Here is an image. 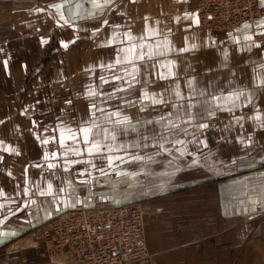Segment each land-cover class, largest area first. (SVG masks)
I'll list each match as a JSON object with an SVG mask.
<instances>
[{"label": "crops", "instance_id": "0c3cea01", "mask_svg": "<svg viewBox=\"0 0 264 264\" xmlns=\"http://www.w3.org/2000/svg\"><path fill=\"white\" fill-rule=\"evenodd\" d=\"M56 5L62 7L58 9ZM94 17L99 18V28L90 36L97 40L86 52L84 62L82 56L73 57L65 62L64 72L74 86H90L99 72V82L92 88L97 95L89 97L75 92L77 101L73 103L69 99L71 103H68L62 99L63 104L51 98L36 100L37 105L42 106L39 107L41 113L32 115L31 125L42 132L31 134L23 125L24 113L19 105L26 82L32 81L35 71L44 62L47 64L39 74L41 84L49 85L62 76L55 68L51 69L56 58L47 55L44 41L47 33H40L41 24L47 21L48 26L52 24L56 29V22L67 27V20L72 27V21L78 20L80 27H75L78 32L75 38L81 39L84 37L80 33L88 32L81 21ZM197 18L190 0H110L102 8L94 6L90 0H0V137L5 142L0 144V153L9 160L7 166H0V177L10 179L9 182L3 180V184L23 182L18 193L0 189V239L12 240L0 249V264H62L49 257L43 243L34 245L19 239L33 237L38 225L51 215L93 196L91 189L80 194L77 187H87L95 178H105L106 172L89 174L92 169L87 163H92L94 158L103 159L100 170V166L109 167L104 164L109 163L108 157L115 160L112 173L123 168L122 173H128L124 177L134 173V165L147 167L148 164L150 169H157L137 183L148 190L152 183L168 180L206 185L194 193L181 191L145 201L150 257L128 264H264V213L255 214L254 224L236 225L242 214L232 212L231 187L226 188V182L231 180L224 183L222 195L219 187L215 190L216 183L208 179V173L204 177L200 175L201 169L211 165L213 156L222 151V160L227 162L224 164L226 174L241 163L239 182L244 183L246 179L248 183L242 190L252 196L244 201L253 199L258 203L255 207L261 206L264 210V128L259 127L255 119L259 116L264 120V84L261 83L264 81V43L255 40L253 36L257 31L253 28L235 33L215 32L202 28L200 21L196 23ZM21 19L29 30L19 29ZM59 32V43L66 49L63 44L69 45L72 39L68 40L64 31ZM129 35L136 39L129 40ZM246 36L252 39L246 40ZM257 44L260 46L256 47ZM133 46L138 53H143V59L116 63L124 55L119 50ZM201 51L207 52L208 58H200ZM247 68L250 72H244ZM134 70H138L135 80L130 75ZM62 74L64 76L63 71ZM162 74L166 78H162ZM29 86L32 93L36 88H47L32 82ZM47 90L40 92L42 95L35 92V99L46 97L43 95L49 94ZM145 91L149 97L164 102L145 100ZM235 92L244 95L233 106L225 98ZM92 104L97 108L90 111ZM224 108H232V111ZM209 109L217 115V120L208 121L209 128L204 129L207 132L200 137L195 125L209 120ZM106 113H119V116ZM186 113L192 114L190 125L184 123L189 118ZM238 117L243 119L237 122ZM93 120L97 125L93 132L104 144L101 153L89 155L81 142L79 148L84 155L68 157L79 163H65L63 156L61 162L45 160V154L51 156L59 152L50 145L52 135L59 137L63 128L90 127ZM173 122L179 123L180 129L172 128ZM50 125L54 126L52 130ZM184 128L189 133L196 132L200 139L206 138L208 147L191 143L193 137L181 131ZM165 135L173 141L165 142L167 151L154 147ZM30 136L34 139L26 144L25 137ZM44 139H49V143L43 144ZM175 140H184L185 144L176 145ZM26 147L29 154L35 156V161L27 164L24 163ZM177 149H186L185 154L181 155ZM61 150L62 154L65 150ZM236 150L241 154L239 161L233 160ZM137 156H151L152 160L138 161L134 159ZM119 157L123 160L117 159ZM197 158L200 163L193 164ZM57 162L59 169L47 167ZM37 164L41 166H35ZM33 170L38 174L35 179L31 176ZM81 172L84 175H80ZM82 176H86L87 183H81ZM49 184L52 185L51 195L48 194ZM101 197L109 202L114 200L106 194H99ZM19 217L25 218L18 224L14 220ZM19 242L23 244L22 249L17 246L16 251H11L10 247Z\"/></svg>", "mask_w": 264, "mask_h": 264}, {"label": "rangeland", "instance_id": "374dc122", "mask_svg": "<svg viewBox=\"0 0 264 264\" xmlns=\"http://www.w3.org/2000/svg\"><path fill=\"white\" fill-rule=\"evenodd\" d=\"M190 2H191V0H190ZM259 3H260V1H259ZM191 7H192V4H191ZM119 10H120V8H119ZM192 10H193V8H192ZM193 12L195 13L194 10H193ZM197 17H198V15H197ZM81 22H83L82 24H86V27L88 28V32H81L80 33V35H82L84 37L81 39L75 38L76 33H78V32H76L77 28H75V27H78V28L80 27V23L78 20L72 21V25H73L72 27L70 26L71 23L70 24L67 23V25H66L67 27H65L64 25L60 26V24L58 22H56L55 23L56 29H54L52 24H49V26H48L47 21L42 23L40 26V29H41L40 33H47V34H45V38H44V41L46 43L45 47L47 50V55L48 56L53 55L56 58L55 66L51 67V69L55 68V71H59V73L62 76L57 77L55 79V82L52 81L49 85L41 84L42 82H39V79L42 78V76H39V74H41L44 70V68H42V66L47 64L46 62H44V63H41V65H40L41 68L38 69V71L37 70L35 71L36 75H33L32 79H30L32 81L26 82L25 88H24V93L20 94L21 97L19 100L20 101L19 105H20L21 110H23L21 112L24 113L23 125L25 126L26 130L31 132V134L42 132L41 129L36 130L31 125L32 115L37 116V114L41 113V111L39 110V107H42V106L41 105L38 106L36 100H39L40 98H49V99L51 98V99H55L57 103L61 100L62 101L61 103L63 104L62 99H64L65 101H68L69 99H71V101H73V103H75V101H77V99H78L77 93H75V92L82 93V95L85 96L86 94H88L89 88L90 87L94 88L93 86L99 82V72H98L95 74V77H96L95 80H92L93 81V83L91 84L92 86L91 85L89 86L88 84H83V85L75 84V86H74V84H71V82L69 81V78H67V75L64 72L66 70L65 68H67L65 62L72 60L73 57L78 58V57L82 56V60L84 62V56H85L86 52L90 49V47L92 46L94 41L97 40V38L95 39L93 36H90V33L93 31H98V30H96V28H99V18L96 19V17H94V18L88 19L87 21L82 20ZM259 24L251 25V28H253V30H255L257 32L259 30H264V28L261 29L258 27ZM200 26L202 27L203 25L200 24ZM244 26H242V27H244ZM242 27H240V28H242ZM204 28L208 29L206 27H204ZM19 29L24 30V31L29 30L28 27L22 22V19H21V23L19 25ZM35 29H36V27L33 28L32 30H35ZM208 30L213 31L211 29H208ZM59 31H64V35L66 37H68V40L72 39V41H74V43H72V41H71L66 49H63V47L59 43L60 40L58 37L61 35ZM237 31H235V32H237ZM215 32H220V31H215ZM235 32H232V33H235ZM257 32H255V35L253 36L256 41H257L256 36L260 35ZM259 42L264 43L263 41H259ZM94 51L97 52V50H94ZM203 56H206V58H208L207 52L201 51V53H199L200 58H205ZM209 57H210V59L212 58L211 55ZM62 71H63L65 77L63 76ZM244 72H250V71H248V68H247L244 70ZM37 76H38V78H37ZM33 78H36V79H33ZM78 80H79V78L76 79L77 83H78ZM31 82L33 85L46 86L47 88H42V87L36 88V89L34 88L35 90H33V93L29 92V87H30L29 85L31 84ZM44 89L45 90L48 89L47 91H49V94L43 95L46 97L39 96L38 99L37 98L35 99V97H34L35 92L39 91L38 94H40V92L45 93ZM32 94H33V96H32ZM40 95H42V94H40ZM75 97H77V99ZM27 100L28 101L34 100V102H32V103L27 102ZM9 106H11V105H9ZM216 117H217V115L215 116L214 114L209 116L208 117L209 120H207V123L209 124V122H214V119L217 120ZM57 121L58 120H56L55 122H52V123H56ZM50 127H51V130H52V128H54L53 125L52 126L50 125ZM206 132H207V130H204V133H206ZM53 137H56V136L52 135L51 138H53ZM5 138H7V137H5ZM8 139H9V137H8ZM33 139H34V136L25 137V143L27 144L28 141L30 142ZM0 141L3 142V137H0ZM4 143L5 142H3L2 144H4ZM50 145L54 151L58 150V149L59 150L62 149L59 147L58 142L52 141V143ZM220 147L222 148V143H220ZM29 152L30 151L26 147L25 156H24V163H26V164L31 162V161H35L34 160L35 156L33 157V153L29 154ZM234 154H235V156H234L233 160L239 161V159L241 158L240 152H238V150H236V152ZM0 157H3V160L0 161V166H7L9 164V160H7L4 157L3 153H0ZM219 159L221 161H219ZM222 159H223V152L220 151V153L215 154V156H213L214 161L212 162L211 165H206L205 167H203V169H201L202 171H201L200 175L202 177H204V176H206V173H208L209 174V176H207V177H209L208 179L215 181V183H216L215 184V190H216V187L217 188L219 187L218 191L222 195H224V192H225L224 191L225 187L223 186L224 183L227 180H231L230 182L229 181L226 182L227 183L226 188H228V186L231 187V190L229 192L233 196L232 212H233V214H237V212L242 214L241 215L242 217H240V218L236 217L237 218V221L235 222V223H237L236 225L256 223L255 214H262V213H264V210H263V207H261V206L255 207L258 205V203L253 201V199L249 200V201H244V199H246L247 197L252 198V196L249 193H244L245 191L242 190L243 187L246 185V183H248L246 181V179H244V181H245L244 183L239 182L240 176H241L240 175L241 163L240 164L238 163V167L235 170H233V172H229L226 174L224 164H226L227 162H225L226 160H222ZM102 160L103 159L99 160V158L98 159L94 158V161L92 163H90V162L87 163V166H88V168L92 169V171L89 172V174L95 175V174L100 173L102 171V172L107 173L104 175L106 177L102 178V179H98V178L93 179L94 183L93 184L92 183L87 184V187H85L84 185L77 187L78 192L80 194L83 193V191H88L91 189L94 192V194H93L94 198H99V194H103V195L106 194L109 197L114 198V200H110L111 203L126 204V203L139 202L142 205H144L145 201L149 200V199L151 201V200H154L155 198H158V197H161L164 195L175 194V192H181V191H185V192L190 191V192L194 193V192H197V190L206 186V185H199V184H197V185H195V184H183L181 182L177 183L174 180H173V182H170L168 180L167 183H157L156 185H155V183H152L151 190H148L149 188L147 189V187H146V189H145L142 185L137 184L138 182L143 181V179H145L148 174L150 175V173L153 172L154 169H150L148 167V164H147V167H144V166L139 167V166L134 165L133 166L134 173H132L129 177H124L125 175H128V173L126 171V173L124 172L123 176H121L123 168L116 169V172H114V173H112L113 167L110 168V167L100 166L101 169L99 170V164H103ZM104 164L106 166L109 165L108 162L107 163L105 162ZM56 165L60 166L59 162H57ZM93 165H95V167H93ZM129 165H132V164H129ZM57 168L59 169V167H57ZM156 170L157 169H155L154 171H156ZM33 172H34V170L32 171L31 176H32V179L33 178L35 179L38 174L36 172H34V173ZM85 178H86V176H82V180L85 181L86 180ZM245 178H246V176H245ZM155 179H157V177ZM252 179H254V177ZM3 180H6L7 182L10 181V179H4L1 176L0 177V189L1 190L8 189V191H11V192L17 191V193H18V191L21 188V185L23 184L22 181L19 182L18 184H16V183L3 184L4 183ZM251 187H252V185H250V188ZM139 188H144V190L138 191ZM140 192H144V193H140ZM241 195H243V198H240ZM101 198H103V197H101ZM122 201H124V203H121ZM128 201H131V202H128ZM217 201L218 200H216V203L218 204ZM226 202H229V201H226ZM243 202H246L247 206ZM249 208L251 209L250 212H248L250 210ZM24 218L25 217H19L18 219H15L14 221L19 224V223H22V220ZM23 238H21L19 240L22 242H25V243L26 242L32 243L31 239L33 237L25 236ZM29 240H31V241H29ZM146 241H147V239H146ZM22 242H19L17 244V246L20 247L21 245H23ZM147 245H148V243H147ZM21 249L22 248L20 247V250Z\"/></svg>", "mask_w": 264, "mask_h": 264}, {"label": "built area", "instance_id": "2783aa9c", "mask_svg": "<svg viewBox=\"0 0 264 264\" xmlns=\"http://www.w3.org/2000/svg\"><path fill=\"white\" fill-rule=\"evenodd\" d=\"M191 4L200 23L213 31L232 33L264 20L259 0H191ZM256 39L264 42V34ZM32 242L43 243L49 257L62 264H128L150 257L143 205L93 196L44 223Z\"/></svg>", "mask_w": 264, "mask_h": 264}, {"label": "snow or ice", "instance_id": "6c2138e0", "mask_svg": "<svg viewBox=\"0 0 264 264\" xmlns=\"http://www.w3.org/2000/svg\"><path fill=\"white\" fill-rule=\"evenodd\" d=\"M90 2L94 6H96L98 8H102L105 5H108L110 3V0H90ZM111 2H115V0H111ZM132 2H135V0H132ZM260 3H261V6H264V0H260ZM56 7L59 9V8L62 7V5H56ZM65 23L67 24V20H65ZM104 23L107 24V20H105ZM196 23L197 24L199 23L198 18L196 20ZM259 26L264 27V21L260 22ZM245 27H250V26L246 25ZM261 34H264V33H261ZM135 39H136L135 37H132V36L129 35V40H135ZM245 39L249 40V39H252V37L246 36ZM72 43H74V41H72ZM63 46L65 48H67L68 44L65 43V44H63ZM255 46L259 47L260 45L257 44ZM250 47H251V45L249 46V48ZM119 51L124 53V55L120 59H118L116 61V63H121V60H123L126 63H134L138 59H143V53L142 52L138 53L135 46H133L130 49H120ZM108 67L111 68L112 65H108ZM135 71H138V70H134V73L130 74V75H132V79L133 80H135ZM171 74H172L171 70L169 69V75H171ZM162 78H166V77H164L163 74H162ZM101 79L104 80L105 83L108 82L104 77H101ZM116 79H119V77H116ZM261 83L264 84V81H261ZM130 86H131V83H130ZM96 95H97L96 91L90 87L89 91H88V96L89 97H94ZM242 95H244L243 92H235V93L230 94L225 99L229 103H233V106H235L234 102L236 100H239V98ZM144 99L145 100L151 99L152 103H162V102H164L162 99L161 100H157L155 97H149V94L147 93V91L144 92ZM217 99H219V98H217ZM68 103H71V101H68ZM217 106L220 107V105H217ZM191 107H192V105H189V108H191ZM96 108H97V106L95 104H92L91 108H90V111H92V110H94ZM223 110H227V111L231 112L232 108H224ZM100 111H103V110L100 109ZM106 114L108 116H113V115L119 116V113H106ZM213 114H214V112L212 110H209L208 115L211 116ZM186 115H188L189 118L187 120H185L184 123L190 125L192 123V114L191 113H186ZM126 119L127 118H125V120ZM242 119H243V117H238L237 118V122H239ZM255 119L258 121L259 127L264 128V120H261V117H259V116L255 117ZM118 122L122 123L123 121H118ZM0 123H2V121H0ZM96 126L97 125L95 124V121L93 120L92 126H90V127H79L78 129H72V128L69 127V128L61 129L58 139L56 137H53L51 139H52L53 142H58L60 148H63L65 151L62 154L61 153H57V152H53L51 156H48L47 154H45V157H44L45 160L60 159L61 155H62L64 157L65 163H68V164L79 163L80 161H71V160L68 159V157L70 155H75V156L84 155V151H82L79 148V144L81 142L86 146L85 150L87 151V153L89 155H94V154L101 153L103 151L104 144L102 143V141L100 139L96 138L97 134L93 132V128L96 127ZM195 127H196V131L199 132L200 137H203L204 136V131L203 130L204 129H208L209 128V124L207 122L197 123L195 125ZM172 128L180 129V124L176 123V122H173L172 123ZM181 131H183L184 133H186L188 135H191L193 137V139L190 141L191 143L198 144V145H203V147H205V148L208 147L207 142H206V138L205 139H200V137H198L196 135V132L189 133L187 128L181 129ZM37 139H40V137L37 136ZM113 139H115L114 135H113ZM165 142L172 143L173 141H172V139L169 136L165 135V136H162L161 138H159L157 140V144L153 145V146L154 147H159L160 149H164ZM2 143L3 142L0 141V144H2ZM42 143L43 144H48L49 143V139H44L42 141ZM174 144L183 145V144H185V141L184 140H175ZM5 150H7L9 152L15 151L14 149H5ZM164 150L167 151V149H164ZM177 151H180V154L184 155L186 149H177ZM158 154L159 153H157V155ZM188 154L191 155V153H188ZM207 158L208 157H205V159H207ZM117 159L123 160L122 157H119ZM134 159H136L138 161H142V160H145V159H147L148 161H151L152 157L149 156V157L145 158V157L137 156V157H134ZM2 160H3V157H0V161H2ZM108 160H109V165L108 166L111 168L113 166V164L115 163V160L112 157H108ZM199 163H200V161H199L198 158L193 160V164H199ZM35 166L40 167L41 165L37 164ZM47 167L51 169V168L59 167V165H54V164L50 163V164L47 165ZM93 167H95V165H93ZM64 170L65 171H69L68 168H65ZM105 174H107V173H105ZM121 174L123 175L124 173H121ZM80 175H84V173L81 172ZM81 183H87V181H81ZM51 189H52V185L49 184L48 185V194L49 195L52 194ZM41 194L43 195L45 193L42 192Z\"/></svg>", "mask_w": 264, "mask_h": 264}, {"label": "water", "instance_id": "95a60500", "mask_svg": "<svg viewBox=\"0 0 264 264\" xmlns=\"http://www.w3.org/2000/svg\"><path fill=\"white\" fill-rule=\"evenodd\" d=\"M246 26V25H245ZM242 27V28H239L238 29V31H240V30H245V29H251V25H249L250 27ZM237 31V32H238ZM264 32V30H259L257 33L258 34H261V33H263ZM77 204V203H76ZM76 204H73L71 207H69V208H67V209H65V210H60V211H58L57 213H55V214H53V215H51L48 219H46L45 221H44V223H46L48 220H50V219H52L53 217H55L56 215H58V214H60V213H63V212H66L67 210H69V209H72ZM43 225V223L42 224H39L38 225V228H39V226H42ZM37 227L35 226L34 227V229H36ZM11 239L10 238H6V237H4V238H1L0 239V249L1 248H3V247H5V246H7V245H9L10 243H11Z\"/></svg>", "mask_w": 264, "mask_h": 264}, {"label": "bare ground", "instance_id": "6f19581e", "mask_svg": "<svg viewBox=\"0 0 264 264\" xmlns=\"http://www.w3.org/2000/svg\"><path fill=\"white\" fill-rule=\"evenodd\" d=\"M138 90V89H137ZM209 108V107H208ZM210 110V109H209ZM57 139H58V137H56ZM58 145H59V143H58ZM60 147V146H59ZM62 152V150L60 149L59 150V152L58 153H61ZM53 160L54 159H51V162H53ZM55 160H59L60 162L62 161V155H61V158L60 159H55ZM30 164H32V163H30ZM11 251H16L17 249H18V247H17V245L15 244V245H12L11 247Z\"/></svg>", "mask_w": 264, "mask_h": 264}]
</instances>
